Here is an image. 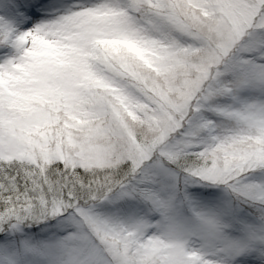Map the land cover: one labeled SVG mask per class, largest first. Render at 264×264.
<instances>
[{
	"label": "clouds",
	"instance_id": "obj_1",
	"mask_svg": "<svg viewBox=\"0 0 264 264\" xmlns=\"http://www.w3.org/2000/svg\"><path fill=\"white\" fill-rule=\"evenodd\" d=\"M15 35L0 264H264V0H44Z\"/></svg>",
	"mask_w": 264,
	"mask_h": 264
},
{
	"label": "snow or ice",
	"instance_id": "obj_2",
	"mask_svg": "<svg viewBox=\"0 0 264 264\" xmlns=\"http://www.w3.org/2000/svg\"><path fill=\"white\" fill-rule=\"evenodd\" d=\"M44 0H2L0 9L7 15L0 16V57H6L16 42L17 25L22 24L25 28L30 26L35 19L41 15ZM5 203L0 200V214L9 215L13 210L11 204L7 205L8 211L5 212ZM0 223L3 220L0 219Z\"/></svg>",
	"mask_w": 264,
	"mask_h": 264
},
{
	"label": "rangeland",
	"instance_id": "obj_3",
	"mask_svg": "<svg viewBox=\"0 0 264 264\" xmlns=\"http://www.w3.org/2000/svg\"><path fill=\"white\" fill-rule=\"evenodd\" d=\"M221 3L227 4L230 3V0H220ZM157 259L161 260V264H163V261L167 259L166 254L159 255L156 257ZM190 258L195 262L196 259H198V256L196 254H190Z\"/></svg>",
	"mask_w": 264,
	"mask_h": 264
}]
</instances>
